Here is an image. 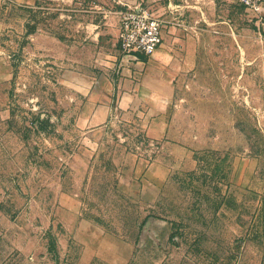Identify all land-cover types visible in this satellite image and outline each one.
Masks as SVG:
<instances>
[{"label": "rangeland", "instance_id": "obj_1", "mask_svg": "<svg viewBox=\"0 0 264 264\" xmlns=\"http://www.w3.org/2000/svg\"><path fill=\"white\" fill-rule=\"evenodd\" d=\"M79 1L0 7L15 108L0 124V264H264V8L139 0L195 52L158 138L142 103L80 124L69 93L89 85L63 74L59 35L70 56L77 29L112 25L104 12L122 2ZM73 49L85 64L98 51ZM156 162L159 191H145Z\"/></svg>", "mask_w": 264, "mask_h": 264}, {"label": "crops", "instance_id": "obj_2", "mask_svg": "<svg viewBox=\"0 0 264 264\" xmlns=\"http://www.w3.org/2000/svg\"><path fill=\"white\" fill-rule=\"evenodd\" d=\"M38 0H0V7L11 3L14 7L29 6ZM69 0H59V2H68ZM79 3V0H71ZM122 2V4L120 3ZM119 5L115 10L109 9L104 12V18H108L105 24H112L108 27L99 24L98 20L90 18L86 22V32L77 29L73 39H71L72 53L67 55L66 50L69 41L59 35V64L65 68L64 75L71 76V84L79 85L80 82L87 80L89 88L85 91L69 93V97L81 101L83 106L76 110L77 116L82 117L80 123L82 126L91 130L94 127L108 125L114 115H119V108L124 101L131 102V107L124 108L135 114L136 109L142 103L143 115H146L148 109L151 118L148 120L149 130L153 137H160L167 131L163 127L162 117L166 116L169 101L175 97L178 77L192 66L195 52L190 37L179 35L164 34L163 42L152 55H138L137 58L125 55L119 44L120 33V10L126 8V4L133 5L141 3L139 0H118ZM125 4V5H124ZM99 10V9H95ZM93 10V12H95ZM82 32V33H79ZM172 32H178L172 30ZM185 35V34H184ZM77 37V38H76ZM83 38L84 40H80ZM118 40V44H117ZM93 47L95 51L88 64H85L84 58L74 51L73 47ZM2 43L0 42V76L5 67V57L3 55ZM76 49V48H75ZM99 52L100 54H96ZM87 66V67H86ZM94 77V79H93ZM79 82V83H77ZM95 84V85H94ZM2 85V86H1ZM5 82L0 81V124L5 121L10 123V117L15 115L13 107L14 98L11 91L4 92ZM79 91V90H78ZM126 113V112H124ZM1 115L7 116V119L1 120ZM163 168L161 162L153 164L151 171V185L144 188L145 191H159L162 175L158 172ZM162 173V170H160ZM130 187L137 188V185Z\"/></svg>", "mask_w": 264, "mask_h": 264}, {"label": "built area", "instance_id": "obj_3", "mask_svg": "<svg viewBox=\"0 0 264 264\" xmlns=\"http://www.w3.org/2000/svg\"><path fill=\"white\" fill-rule=\"evenodd\" d=\"M248 9L261 12L264 0H240ZM120 14V49L125 55H152L163 42V23L159 16L142 3L126 4Z\"/></svg>", "mask_w": 264, "mask_h": 264}]
</instances>
